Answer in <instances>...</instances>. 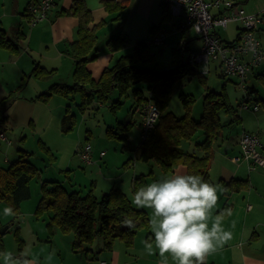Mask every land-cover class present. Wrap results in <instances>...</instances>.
<instances>
[{
    "label": "rangeland",
    "instance_id": "rangeland-1",
    "mask_svg": "<svg viewBox=\"0 0 264 264\" xmlns=\"http://www.w3.org/2000/svg\"><path fill=\"white\" fill-rule=\"evenodd\" d=\"M242 2L243 4L239 5L245 13L263 15L262 23L259 25V27L263 28V32L259 33L258 31L257 33L263 50V60L254 68L253 74L247 76L244 84L249 88L255 87L262 97L264 96V89L261 83L255 79V75L264 73V0H242ZM124 10L125 5L119 15L121 20L125 19L127 21V26H125V29H127L130 22L134 21V16H131L130 20L129 18L126 20ZM157 11L158 13L160 12V7ZM117 15V13L110 14V18L104 20L106 22L105 26L108 25L107 29L99 30L97 34L98 58L103 54H110L115 57V62L103 68L96 80L99 79L106 68L114 66L121 56L132 54L136 39L151 41L154 38V36H150L152 35L150 29L153 26L158 27L157 32L163 33L165 40L160 47L149 46L150 53L153 56V63L149 67L156 71H161L175 66L172 52L178 46L181 36L175 34L176 28L173 26L175 24L173 22H183L182 18L162 21L161 13L159 15L155 13L152 18L154 25L148 26L149 29L144 33L143 37L130 38L128 36L129 42L127 45L121 49L112 50L106 42L110 33L112 32L115 38L117 33H120L123 37L126 32L125 30H119V25H114V23L121 21L115 20ZM23 27L22 33L31 26L24 20ZM238 27L237 25L229 24L227 28L219 32L221 39L225 42H232L235 39L236 32L238 33L236 31ZM136 30L139 31L140 27ZM137 34L140 35L142 33L137 32L135 35ZM186 38L191 44L190 51L200 48L198 36L193 30L187 31ZM20 43L15 44L17 50L14 52L7 49L3 51L0 48L2 50L0 58L3 62L8 60L11 55L20 53ZM33 58L35 56H32V60ZM98 58L96 56L92 61L94 62ZM183 59L185 62L189 60V51L185 52ZM1 69L2 65L0 64V131H3L7 141L0 140V167L7 164L4 162L5 158L11 160L14 157H18V150H23L31 154L30 160L37 168L40 176H36L30 181V198L20 203L14 216L4 215V208L9 206V204L0 201L1 228L9 226L7 232L2 236V251L0 253L11 251L17 257L27 253V258L35 260L36 264H82L80 261L81 256L71 251V239L67 238L72 237V235L61 233L54 223L48 227L49 214L47 215V212L36 215L37 205L41 196V180L58 181L68 191L75 189L86 194L91 190L96 198H100L102 193L107 191L109 187V184L105 182L107 173L108 171H113L122 179L117 183V187L132 202L133 193L130 180L134 174L136 176L145 175L147 184L163 179L165 177L164 172L154 161H134L133 149L141 143L140 127L137 125L140 114L134 111L136 98L130 91L128 97H120L121 104L118 105L115 102L119 100V95L117 91H114L105 102H94L84 111H81L77 106L80 100L79 95H74L73 99L71 97L65 98L59 94H53L50 97H46L45 100L38 98L51 85L59 83L61 79H65L66 74L64 72L49 68L47 70L50 72L48 79L51 80V83L48 85L46 81H43L44 79L34 76L28 77L31 70L18 76V71H13L14 68L9 61L6 62L5 70L10 72V75H4ZM210 69V73L203 76L204 78L197 74H186L176 80L172 86L166 112H170L175 117L187 114L194 119H199L202 114L203 95L207 89H210L216 92H225L228 101L236 109V114L243 121V114L249 112V110L242 107L245 102V92L240 88L239 80L229 77L220 78L219 75L222 72L219 68L215 70L212 66ZM136 87L142 89L144 94L148 95L146 86L138 84ZM184 96L193 97L194 101L190 108H187L182 103ZM254 103L253 100H250L246 103V106L254 105ZM68 104V112L75 116V123L72 131L63 133L60 128V120ZM112 104L115 106L114 110L111 109ZM225 115L221 113L220 118L221 123L226 125L229 119ZM129 120L134 123L129 132H127L125 139H118L108 135V129L113 131L120 123L126 124ZM242 121L233 123L234 128H231V130L234 133L238 134L242 130ZM200 135L201 132L199 130L196 131L189 141L182 143V149L189 152L193 142L201 140ZM84 145L91 146L92 164L81 162L77 156V149ZM101 151L105 153V157L99 160L98 156ZM99 161L100 169L97 165ZM105 162L109 165L105 166ZM147 213L150 215L151 211H147ZM52 240V253L46 255L45 252L52 246V243L46 241ZM97 242L99 240H96L94 244ZM138 263L143 264V261L140 260ZM0 264H3L2 256H0Z\"/></svg>",
    "mask_w": 264,
    "mask_h": 264
},
{
    "label": "trees",
    "instance_id": "trees-1",
    "mask_svg": "<svg viewBox=\"0 0 264 264\" xmlns=\"http://www.w3.org/2000/svg\"><path fill=\"white\" fill-rule=\"evenodd\" d=\"M102 4L108 14H118L115 20H121L119 12L124 8L123 3L104 0ZM67 12L78 21L76 39L70 44L68 51L74 61L72 84H53L38 98L45 100L46 97L59 94L73 99L74 95H79L80 100L77 106L81 111L94 102H105L114 91H117L119 95V100L115 102L118 105L121 104L120 97H128L130 91L136 98L137 109L144 102L152 101L159 111V116L152 130L144 139L141 138L140 145L133 150L134 161H154L162 169L164 176L170 174L176 166L182 165L186 168V174H200L212 183L208 170L213 143L220 138L224 126L220 121V114L231 116L229 124L236 123L239 119L225 92L210 89H207L203 95L202 114L199 119H194L187 114L175 117L170 112H166L174 82L186 74L201 75L198 70L189 66L188 61L185 62L183 59L185 52L190 51L186 43L178 45L173 50L174 67L156 71L149 67L153 63L149 42H137L133 46L132 54L121 56L114 66L106 68L99 79L94 80L87 66L97 56V30L106 22L91 24L92 14L85 6L84 0H72ZM161 16L162 21L172 19L169 7L164 2L161 5ZM157 30V26L151 27L152 36ZM128 42L127 37H117L109 39L107 45L114 50L123 48ZM0 48L11 52L17 50V46L2 32H0ZM31 76L46 80L50 77V72L35 64L28 74V77ZM220 78H224L222 73ZM259 81L264 86L263 76H259ZM138 84L146 86L148 95L136 87ZM244 96L255 102L260 100L253 87H247ZM193 101L191 96L182 98V103L187 108H190ZM111 109H115L113 104ZM74 123L75 116L68 112L67 106L61 119V131L63 133L72 131ZM132 125L130 120L126 124L120 123L113 131L108 129V135L125 139ZM198 130L203 138L195 141L194 151L183 150L182 143L189 141ZM18 152L16 159L0 167V201L11 205L14 212L18 211L21 202L30 198L29 183L38 176L37 168L30 160L31 154L23 150H18ZM232 182L235 185H245L244 181L233 180ZM146 184L145 175L136 176L132 181L133 194L136 189ZM230 184L231 182L225 183L224 187ZM40 188L41 196L36 215L47 212V215L49 214L48 227L54 223L61 233L72 235L71 251L73 253H89L92 251L90 246L96 240L101 242L100 249L102 250L111 249L113 242L117 239L130 247L141 229L147 230L146 238L151 237L150 219L146 212L136 208L118 188L110 189L100 198H96L91 190L86 194L76 190L68 191L58 181L42 180ZM129 216L134 217L135 228H128L124 225L123 221ZM2 236L0 234V252L2 251Z\"/></svg>",
    "mask_w": 264,
    "mask_h": 264
},
{
    "label": "crops",
    "instance_id": "crops-1",
    "mask_svg": "<svg viewBox=\"0 0 264 264\" xmlns=\"http://www.w3.org/2000/svg\"><path fill=\"white\" fill-rule=\"evenodd\" d=\"M37 1L38 0H0V32H2L4 36L13 44L17 45L18 42H21L19 46L20 53L17 55H11L10 58H8V60L5 62H3L0 58V64L2 65L1 71L4 75H10V72L5 70L7 61H9V63L13 66V71H18V76L28 70H31L30 68H33L35 64H38L46 70L50 68L51 70L62 71L66 74V78L61 79L57 84H72L74 61L68 54V51L70 44L76 39V29L78 24L77 19L67 12L71 7L72 0H54L47 17L41 22L32 25L29 23L31 16L28 12V6L31 3ZM103 1L104 0H84L85 6L91 11L92 14L91 24L96 25L110 18V14H108L103 7ZM115 1L125 5L124 12L126 20L127 18L130 20L131 16H134V21L130 22L127 29H125V26H127V21H125V19L114 23V25H119V30L126 31L123 37L129 36L130 38H141L144 36V33L149 29V27L154 25V20L152 18L155 16V13H157V15L161 13V5L163 2V0ZM233 1L238 6H240L239 4H243V2H245H242V0ZM159 7L160 12L158 13L159 10L157 11V9H159ZM24 20L31 27L25 29V31L22 33L24 29ZM105 24L97 30V34L99 30L102 31L104 28L107 29L108 25L105 26ZM173 26L175 27V24ZM138 27H140L139 31L136 30ZM258 31L259 33L263 32V28L260 26ZM137 32L142 34L135 35ZM186 33L187 32H180L176 28L175 34L181 36V40L178 41V45L186 43L188 50H190L191 44L189 40H186ZM156 35L160 36L162 39V44L158 45V47H160L164 44L165 36L163 33L158 32L153 36L157 37ZM150 36L153 37L152 35ZM117 37L122 36L120 33H117ZM111 38H114L112 32L107 37L106 42ZM140 41L148 42L146 39H136L134 45ZM198 41L200 42L201 46V40L199 38ZM23 48H25L24 51ZM199 49L200 48L193 51H198ZM4 50L5 49H3V51ZM1 52L2 50L0 49V53ZM32 56H35L33 60ZM114 62V56H111L110 54H103L98 58V60L89 62L87 67L93 79L96 80L103 68L109 66V64H113ZM212 66L215 70L217 68L220 69L219 62L211 63L210 68H212ZM210 68L209 73L211 71ZM199 76L205 75L201 74ZM259 76L264 77V73L255 75V79L257 81H259ZM43 81H46L48 85L51 83V80L49 79ZM262 87L264 88L263 85ZM255 90L257 95L260 97V100L257 102L254 101V105H247V107L244 108L249 110V112H245L243 114V121L242 118L240 119V116L236 114L239 119L236 123L242 121V130L238 132V134L234 133L231 130V128H234V125L229 124L231 116L225 115V117L229 119V122L226 125L223 124L224 126L222 127L221 136L216 140V142L213 143L212 146V157L209 165L208 175L210 181L217 187V195L219 197L217 207L214 210V215L225 210L230 213L225 215L223 227L226 231H230L232 233V239L218 251L209 255L207 257L206 264H264V168L257 167L255 170H250L249 163L244 161L242 158V152L239 145V141L243 133L256 135L260 142L259 152L264 158V96L261 97L258 90L256 88ZM19 103H17V105H19ZM257 104H259L258 109L254 110V106ZM67 106H69V104ZM137 106L138 105L136 103L134 109L135 113H137ZM140 124L141 117L138 120L137 125L140 127ZM0 133H2L5 137L3 131H0ZM200 137L202 140L203 135L201 134ZM0 140L2 139L0 138ZM195 141L192 144V148L189 149V152L194 151ZM84 147L85 145L77 149V156L81 162L85 164H92V151L90 152V162H85L82 159ZM98 157L99 160L104 159L105 153L101 151ZM14 159H16V157L11 160L5 158L4 162L8 164ZM97 165L100 169V161L97 163ZM108 165L109 164L105 162V166ZM112 173L113 171H108L107 179H105V182L109 184L108 189L117 187V183L122 180L116 172L113 173V175ZM176 173L186 174V168L182 165H178L170 174H167L163 178L169 177ZM39 176L40 174L38 177ZM135 177L136 174H134L133 178L130 180L131 187L132 181ZM233 180L244 181L245 185H235L232 182ZM230 182V186L224 187L225 183ZM108 189L102 194L108 192ZM119 190L122 191L121 189ZM138 209L144 210L148 218L151 219V209ZM147 211H151L150 215L147 213ZM149 232L151 234L150 236H152L151 226ZM58 233L60 234V232ZM146 235L147 230H139V233L136 234L130 247L125 246L121 240L117 239L113 242L111 249L102 250L100 249L101 242L99 241L96 244L90 246L92 251L89 253L84 254L83 252H80L75 254L81 256L80 261L82 264H99L100 260H104L108 264H139L138 262H140V260L143 261V264H160L161 258L158 254H146L143 245V241L147 239ZM67 239H71L70 242L72 243L73 237ZM48 240L50 239L48 238ZM46 242L52 243V246H50L48 251L45 252L47 255L52 253L53 240ZM168 264H175V261L169 257Z\"/></svg>",
    "mask_w": 264,
    "mask_h": 264
},
{
    "label": "built area",
    "instance_id": "built-area-1",
    "mask_svg": "<svg viewBox=\"0 0 264 264\" xmlns=\"http://www.w3.org/2000/svg\"><path fill=\"white\" fill-rule=\"evenodd\" d=\"M54 0H38L28 6L31 16L29 23L34 25L47 17ZM169 7L173 19H183V22H174L180 32L193 30L201 40L198 51L189 52L188 64L201 74L209 73L210 64L220 63L223 77L239 80V85L246 94L244 85L247 76L253 73L263 60V50L257 36L259 25L263 15L247 14L242 7L236 5L233 0H163ZM229 24H237L238 36L232 42L221 39L219 32ZM149 44L160 45V36L154 37ZM243 108L249 97L244 96ZM254 106V110L258 109ZM137 112L141 117L140 136L144 139L155 125L159 111L152 101H146L140 105ZM0 138L7 141L0 133ZM242 158L249 163V169L264 168V158L259 152L260 142L256 135L243 133L239 141ZM91 146L85 145L82 159L90 162ZM103 155V154H101ZM99 264H108L100 260Z\"/></svg>",
    "mask_w": 264,
    "mask_h": 264
},
{
    "label": "clouds",
    "instance_id": "clouds-1",
    "mask_svg": "<svg viewBox=\"0 0 264 264\" xmlns=\"http://www.w3.org/2000/svg\"><path fill=\"white\" fill-rule=\"evenodd\" d=\"M218 200L217 187L200 174L176 173L136 189L135 207L152 210V236L143 241L146 254H158L160 264H168L169 257L175 264H206L209 255L232 239V233L223 227L224 217L230 213L225 210L214 215ZM4 215H15L11 205L4 208ZM123 223L128 228L136 226L132 216ZM0 256L3 264H36L27 253L17 257L5 251Z\"/></svg>",
    "mask_w": 264,
    "mask_h": 264
},
{
    "label": "water",
    "instance_id": "water-1",
    "mask_svg": "<svg viewBox=\"0 0 264 264\" xmlns=\"http://www.w3.org/2000/svg\"><path fill=\"white\" fill-rule=\"evenodd\" d=\"M7 229H8V226L0 228V234L3 235Z\"/></svg>",
    "mask_w": 264,
    "mask_h": 264
}]
</instances>
